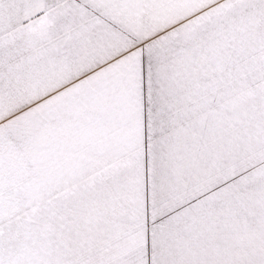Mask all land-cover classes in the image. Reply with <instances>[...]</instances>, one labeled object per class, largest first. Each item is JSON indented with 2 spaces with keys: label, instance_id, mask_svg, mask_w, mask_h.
Here are the masks:
<instances>
[{
  "label": "snow or ice",
  "instance_id": "obj_1",
  "mask_svg": "<svg viewBox=\"0 0 264 264\" xmlns=\"http://www.w3.org/2000/svg\"><path fill=\"white\" fill-rule=\"evenodd\" d=\"M0 264H264V0H0Z\"/></svg>",
  "mask_w": 264,
  "mask_h": 264
}]
</instances>
